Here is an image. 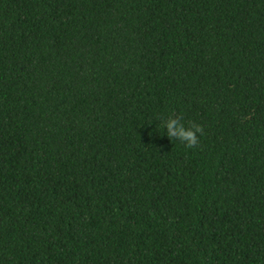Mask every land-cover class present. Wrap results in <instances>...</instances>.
<instances>
[{
	"label": "trees",
	"instance_id": "trees-1",
	"mask_svg": "<svg viewBox=\"0 0 264 264\" xmlns=\"http://www.w3.org/2000/svg\"><path fill=\"white\" fill-rule=\"evenodd\" d=\"M0 264H264V0H0Z\"/></svg>",
	"mask_w": 264,
	"mask_h": 264
},
{
	"label": "clouds",
	"instance_id": "clouds-1",
	"mask_svg": "<svg viewBox=\"0 0 264 264\" xmlns=\"http://www.w3.org/2000/svg\"><path fill=\"white\" fill-rule=\"evenodd\" d=\"M164 134L169 139H176L183 142L187 147H191L197 142V134L201 133L198 124L185 126L178 117H169L163 121Z\"/></svg>",
	"mask_w": 264,
	"mask_h": 264
}]
</instances>
